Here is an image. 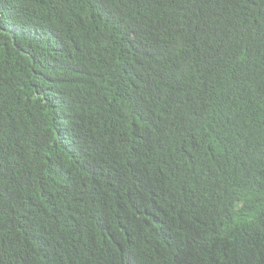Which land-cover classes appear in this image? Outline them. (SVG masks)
Returning <instances> with one entry per match:
<instances>
[{"label": "trees", "instance_id": "trees-1", "mask_svg": "<svg viewBox=\"0 0 264 264\" xmlns=\"http://www.w3.org/2000/svg\"><path fill=\"white\" fill-rule=\"evenodd\" d=\"M0 264H264V0H0Z\"/></svg>", "mask_w": 264, "mask_h": 264}]
</instances>
